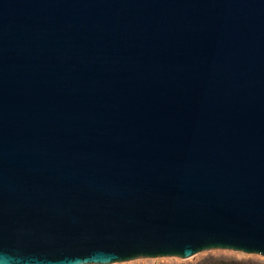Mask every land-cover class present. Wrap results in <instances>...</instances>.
<instances>
[{
	"label": "water",
	"instance_id": "obj_1",
	"mask_svg": "<svg viewBox=\"0 0 264 264\" xmlns=\"http://www.w3.org/2000/svg\"><path fill=\"white\" fill-rule=\"evenodd\" d=\"M264 257V0H0V264Z\"/></svg>",
	"mask_w": 264,
	"mask_h": 264
},
{
	"label": "rangeland",
	"instance_id": "obj_2",
	"mask_svg": "<svg viewBox=\"0 0 264 264\" xmlns=\"http://www.w3.org/2000/svg\"><path fill=\"white\" fill-rule=\"evenodd\" d=\"M211 255L216 258L225 259H241V260H254V261H264V257L256 254H245L238 251L231 250H210L203 251L187 259H180L177 257H160V258H139L127 262L113 263V264H190L204 256Z\"/></svg>",
	"mask_w": 264,
	"mask_h": 264
},
{
	"label": "trees",
	"instance_id": "obj_3",
	"mask_svg": "<svg viewBox=\"0 0 264 264\" xmlns=\"http://www.w3.org/2000/svg\"><path fill=\"white\" fill-rule=\"evenodd\" d=\"M190 264H264V261L260 262V261L247 260V259L246 260L225 259V258H216L214 256L207 255Z\"/></svg>",
	"mask_w": 264,
	"mask_h": 264
}]
</instances>
